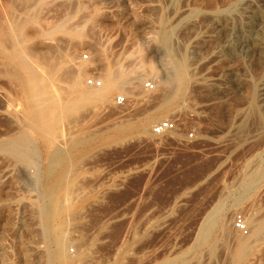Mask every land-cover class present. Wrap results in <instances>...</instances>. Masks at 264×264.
Masks as SVG:
<instances>
[{
    "label": "rangeland",
    "instance_id": "374dc122",
    "mask_svg": "<svg viewBox=\"0 0 264 264\" xmlns=\"http://www.w3.org/2000/svg\"><path fill=\"white\" fill-rule=\"evenodd\" d=\"M246 1L0 0V144L25 130L20 72L8 58L14 23L24 48L64 71L61 91L80 67L86 86L106 73L126 77L138 63L154 71L63 129L68 157L53 177L40 140L29 162L0 151V264H239L243 244L242 264H264V236L252 231L264 222V49L244 54L236 37L254 16L264 19V0ZM149 81L169 86L147 92ZM119 95L126 106L115 105ZM163 105L171 111H157ZM167 119L177 130L154 135Z\"/></svg>",
    "mask_w": 264,
    "mask_h": 264
},
{
    "label": "bare ground",
    "instance_id": "6f19581e",
    "mask_svg": "<svg viewBox=\"0 0 264 264\" xmlns=\"http://www.w3.org/2000/svg\"><path fill=\"white\" fill-rule=\"evenodd\" d=\"M245 2H247L245 0ZM249 2V1H248ZM32 3V2H31ZM251 3V2H250ZM249 3V5H250ZM248 4V3H247ZM246 4V5H247ZM245 5V4H244ZM245 5V6H246ZM249 5L247 7H249ZM207 6V5H206ZM242 6V5H241ZM251 6V5H250ZM254 5L252 4V7ZM246 7V8H247ZM258 9V8H257ZM256 9V10H257ZM251 10V9H250ZM245 11V10H244ZM187 12V11H186ZM250 12V11H249ZM248 12V13H249ZM247 13V12H246ZM245 14V13H244ZM255 14V13H254ZM259 14V12H258ZM243 15V14H241ZM249 15V14H248ZM245 14V16H248ZM224 16V15H223ZM234 16V15H233ZM85 17V16H84ZM209 17V16H207ZM227 17V16H226ZM242 17V16H241ZM263 17V15H262ZM261 17V15H257L253 17V22L251 19V24H249L248 31L246 36L245 35H239L236 36L237 39H239V41L241 42V46H239L240 51L244 54H251L253 55V57L256 56V53L258 52V50L264 49V38L262 39V34L264 33V19ZM29 18V17H28ZM211 17V21H212ZM228 18V17H227ZM233 18V17H232ZM245 18V17H244ZM23 19H25L23 17ZM22 19V21H23ZM82 19V18H81ZM179 19V18H178ZM222 19L224 20V18L222 17ZM10 20V19H9ZM226 20V19H225ZM230 20V19H229ZM14 21V20H13ZM240 20H237V22ZM11 22V21H10ZM21 22V21H20ZM38 22V21H37ZM215 24L217 26L220 25L219 23V19L216 18L214 20ZM225 22V21H223ZM248 22V21H247ZM19 23V22H18ZM18 23H14L11 25L10 29H9V37H10V41L12 43V46L10 47V49H8V58L9 61H11V63L16 66L19 70V83L22 87V90L24 92V106H23V111L21 113L20 116H17V122H19L21 124V127H24L25 130H23V132L19 134L18 137L14 138H9L6 139L5 137H3L4 140L2 142V144H0V151H2L3 153L6 154V156H10L16 159H20V160H26V161H30L31 158L34 155V151L32 150V146H33V142L40 140L43 142V144L46 147L47 150V157L50 161V169H49V177H53V175L55 174L54 171L57 168L58 164L61 163L62 160L65 159V157L68 155H66V151L63 148V144L65 142V137L61 134L64 133L63 129L68 125L71 126V124H73V122L75 121V118L79 115H84V114H89L93 112V110H95L97 107H106V109L108 108L107 106L111 105L112 101L111 98L114 95V93L116 92H124L126 94V96L129 95V92H127V89H129V85L131 86L130 80L134 79L133 76L137 75L138 78H140L141 76L146 75V71L150 70L152 73H154L153 69H148L142 65L138 63V67L135 68L134 70L129 71L126 75V77H122L119 75H109L106 73V71L104 73H106L105 75H101L103 77L102 80V84L103 86L101 88H91L88 87L84 84V77L85 75V70L86 69H82L81 67L79 68V73H78V78L74 79L73 84L71 86V90L69 89V86H67V89H69L70 91H61L60 90V85H58V81L62 83V80H67V79H60L63 78L61 77L62 75H64V71L59 72L56 70L55 66L52 65L51 63L48 62L47 59L42 58L39 54H37L32 47V50H27L26 48L23 47V44L25 43L26 40V36L24 35L25 33L22 31L23 27L21 24ZM22 23V22H21ZM222 23V22H221ZM246 23V22H245ZM23 24V23H22ZM36 22L32 25H35ZM224 24V23H223ZM232 24V23H231ZM235 24V23H234ZM9 25V24H7ZM239 25V24H238ZM37 26V25H36ZM35 26V27H36ZM228 27V26H227ZM231 27V26H230ZM38 28V27H37ZM50 28V27H49ZM222 28V27H221ZM224 28V26H223ZM5 29V28H4ZM1 30V31H4ZM67 29V28H66ZM7 30V29H6ZM6 30L5 34L6 35ZM223 30V29H222ZM229 30V29H228ZM231 30V29H230ZM245 30V28H244ZM243 30V31H244ZM220 31V30H219ZM242 31V32H243ZM74 32V31H73ZM37 35V34H36ZM35 35V36H36ZM75 36V34H72ZM205 35V34H204ZM7 36V35H6ZM29 36V35H28ZM4 37V36H3ZM210 37V36H209ZM228 37V36H227ZM2 38V37H1ZM4 39V38H3ZM31 39V38H30ZM223 39V38H222ZM5 40V39H4ZM8 39H6V42L9 43V41H7ZM35 40V39H34ZM220 40V39H219ZM229 40V39H228ZM48 41V40H47ZM223 41V40H222ZM232 41V40H230ZM0 42L1 39H0ZM5 42V43H6ZM50 42V41H49ZM54 42V41H53ZM74 42V41H73ZM163 42L165 44H168L169 42V36L166 34L165 36H163ZM224 42V41H223ZM233 42V41H232ZM232 42L230 44H232ZM52 42H50L51 44ZM58 43V42H57ZM170 43V42H169ZM201 43V42H199ZM226 43V42H225ZM7 44V43H6ZM4 44V45H6ZM44 44V43H43ZM54 44V43H53ZM171 44V43H170ZM168 44V46L170 45ZM197 44V43H196ZM31 45V44H30ZM48 45V44H47ZM52 45V44H51ZM50 45V46H51ZM209 45V44H208ZM49 46V47H50ZM217 46V45H216ZM231 46V45H229ZM48 47V46H47ZM226 47V46H224ZM6 48V47H5ZM35 48V47H34ZM41 48V47H40ZM231 48V47H230ZM31 49V48H30ZM44 49V48H43ZM209 49V48H208ZM226 49V48H225ZM41 50V49H40ZM71 50V49H70ZM69 50V51H70ZM221 50V49H220ZM218 49V51H220ZM239 50V49H238ZM50 51V50H49ZM65 51V50H64ZM203 51V50H202ZM237 51V50H235ZM44 52V51H43ZM42 52V53H43ZM54 52V51H53ZM176 52V51H175ZM178 52V51H177ZM40 53V52H39ZM73 53V52H71ZM214 53V52H213ZM50 54H52V52H50ZM55 54V53H54ZM63 54V53H62ZM216 54H219L216 52ZM231 54V53H230ZM258 54V53H257ZM46 55V54H45ZM71 55V54H70ZM180 55V54H178ZM242 55V54H241ZM54 56V55H53ZM240 56V55H239ZM259 56V55H258ZM47 57V56H45ZM69 57V54L68 56ZM52 58V57H51ZM62 58V57H61ZM217 58V55L213 54L210 56V59L215 60ZM219 58V56H218ZM221 58V57H220ZM223 58V57H222ZM221 58V60H222ZM58 58H55V60H57ZM76 59V58H75ZM47 62H46V61ZM51 60V59H50ZM72 60L73 59H69ZM1 61V60H0ZM63 61V59H62ZM64 61H67L64 60ZM70 63L71 67L76 69V64L73 61V63ZM182 61V60H181ZM209 61V60H208ZM207 61V62H208ZM220 61V60H219ZM218 61V62H219ZM80 62V61H79ZM180 62V61H179ZM210 62H212L210 60ZM209 62V63H210ZM215 62V61H214ZM257 62V61H256ZM76 66V67H75ZM150 67V66H149ZM70 68V66L68 67ZM72 68V69H73ZM7 69V68H6ZM71 69V68H70ZM68 69V70H70ZM186 66L185 64H183V67L180 70L181 76L184 75ZM9 70V69H8ZM67 70V69H65ZM72 71V70H71ZM75 71V70H74ZM104 71V70H103ZM102 71V72H103ZM12 72V71H11ZM10 72V73H11ZM66 74L68 73L69 75V71H65ZM73 72V71H72ZM71 74H74L72 73ZM115 73H117L116 71H114ZM120 72V71H119ZM157 72V71H156ZM62 73V75H61ZM76 73V72H75ZM114 73V74H115ZM119 74V73H118ZM61 75V76H60ZM155 75V74H154ZM156 76V75H155ZM188 76V75H187ZM56 77H60L58 81H55L57 79H55ZM69 77V76H68ZM71 77V76H70ZM157 78V77H156ZM176 78V77H175ZM177 78H179L177 76ZM188 78V77H187ZM70 79V78H68ZM72 80V79H70ZM69 80L71 84V81ZM13 82V81H12ZM57 82V83H56ZM177 82V80L175 79V83ZM60 83V84H61ZM57 84V85H56ZM66 84V83H65ZM84 84V85H83ZM15 85V84H14ZM13 85V86H14ZM164 86L167 87L169 86L168 83L165 81L163 83H161V81H159L158 83H156V87L158 86ZM178 85V84H176ZM63 86V85H62ZM61 86V87H62ZM86 86V87H85ZM155 87V88H156ZM63 88L65 89L66 87L63 86ZM132 88V87H131ZM134 88V87H133ZM19 89V88H18ZM163 89V88H162ZM14 90V89H13ZM16 90V89H15ZM160 90V89H159ZM166 90V89H165ZM20 91V89H19ZM18 91V92H19ZM136 91V89H135ZM162 91V90H161ZM132 92V91H131ZM17 93V92H16ZM133 93V92H132ZM20 94V92H19ZM177 94V93H176ZM171 95V94H170ZM263 95V94H262ZM22 97V96H20ZM18 96V98H20ZM4 98V97H3ZM2 98V99H3ZM21 100V98H20ZM6 104V103H5ZM19 107V106H18ZM3 108V107H2ZM103 108V109H104ZM101 109V108H100ZM109 109V108H108ZM14 110V109H13ZM164 111V112H169L171 111V107L168 105H163L161 107H159L157 109V111ZM12 111V110H11ZM10 111V113H11ZM100 111V110H99ZM96 112V111H95ZM13 114V112H12ZM16 114V111L15 113ZM17 115V114H16ZM19 115V114H18ZM91 115V114H90ZM15 115H13L14 117ZM85 116L88 115H84L82 118H86ZM11 117V116H10ZM16 117V116H15ZM93 118V117H92ZM16 120V119H15ZM80 121V120H79ZM9 122V121H8ZM11 122V121H10ZM78 122V121H77ZM82 122V121H81ZM79 122V123H81ZM90 122V121H89ZM5 123V122H4ZM12 123V122H11ZM78 123V124H79ZM124 123V122H123ZM3 124V123H2ZM70 124V125H69ZM75 124V123H74ZM82 124V123H81ZM74 126V125H73ZM77 126V125H75ZM14 127V125H13ZM82 127V126H81ZM95 127V126H94ZM16 128V127H15ZM14 128V129H15ZM19 129V128H18ZM23 129V128H22ZM74 129V128H73ZM83 129V128H82ZM87 129V128H86ZM17 129H15L14 131H16ZM13 131V132H14ZM19 131V130H18ZM16 131V133L18 132ZM79 131V130H78ZM90 132V131H89ZM87 132V133H89ZM79 133V132H78ZM76 134L77 138L80 136L79 134ZM86 133V132H85ZM84 133V137L87 138L88 134L85 135ZM93 133V132H92ZM92 133H89V135H92ZM11 134V133H10ZM9 134V135H10ZM65 134V133H64ZM72 133H70L71 135ZM81 134V132H80ZM67 135V134H66ZM65 135V136H66ZM79 135V136H78ZM83 135V134H82ZM13 136V135H12ZM68 136V135H67ZM72 136V135H71ZM2 137V136H1ZM8 137V136H6ZM2 138V139H3ZM62 138H64V142L62 141ZM73 138V137H72ZM81 136L78 138L80 139ZM76 139V137H74L72 140ZM82 139V138H81ZM66 140H68L66 138ZM72 140H69L70 142ZM85 139H82V141ZM68 141V142H69ZM67 142V143H68ZM66 144V142H65ZM64 144V145H65ZM69 144V143H68ZM67 145V144H66ZM65 145V146H66ZM81 146V145H80ZM4 154V155H5ZM2 158V157H1ZM5 158H9V157H5ZM10 159V158H9ZM14 160V159H13ZM32 162V161H31ZM13 166V165H12ZM9 168V167H8ZM65 179V176H60V178H58V184H60L62 182V180ZM249 180V179H248ZM56 185V187H53L50 191H49V198L52 200L53 199V195L55 193V191L57 190L58 186ZM44 187V186H43ZM260 197V196H259ZM260 204V203H258ZM54 210L58 212H60V208L57 206H53ZM254 211V210H253ZM240 212V211H239ZM45 213V212H44ZM252 213V212H251ZM231 220V219H230ZM256 220V219H255ZM212 221V220H210ZM254 223V222H253ZM231 225V224H230ZM254 228H252L253 230V236L255 237V239H259L260 238L263 239L264 236V222H259L258 224H255L254 226H252ZM230 229V228H227ZM228 231V230H226ZM248 232V231H247ZM49 233V232H48ZM252 234V233H251ZM47 235V234H46ZM51 236V235H50ZM61 237V236H60ZM62 238V237H61ZM229 239V238H228ZM225 240V239H224ZM256 242V240H254ZM249 243V242H248ZM245 244L242 245V249L239 252V254L237 255V262L239 264H242L246 255H245ZM67 246V245H66ZM213 247V246H212ZM66 248V247H65ZM63 250V247L61 248ZM60 249V250H61ZM65 251V249H64ZM249 252V251H248ZM64 253V252H63ZM66 253V252H65ZM248 254V253H247ZM67 255V254H66ZM62 255L59 253L58 255H56V257L60 258ZM51 261V260H50ZM49 261V262H50ZM77 262V261H76ZM50 264V263H49ZM84 264V263H83Z\"/></svg>",
    "mask_w": 264,
    "mask_h": 264
},
{
    "label": "built area",
    "instance_id": "2783aa9c",
    "mask_svg": "<svg viewBox=\"0 0 264 264\" xmlns=\"http://www.w3.org/2000/svg\"><path fill=\"white\" fill-rule=\"evenodd\" d=\"M85 59L87 58L86 56L84 57ZM87 86L91 87V88H101L103 86L102 81L98 80V79H90L87 81ZM155 84L152 81L149 82H145L143 83V89L147 92H152L154 91L155 88ZM114 103L116 106L118 107H124L129 103V100L127 97L123 96V95H119L116 96L114 99ZM178 128V121L177 120H173V119H167L165 121L160 122L158 125H156L153 128V133L156 136H164L167 135L169 133H172L174 131H176ZM194 135L190 134L189 138H193ZM237 228L240 231L244 230V226L242 225V222H237Z\"/></svg>",
    "mask_w": 264,
    "mask_h": 264
}]
</instances>
